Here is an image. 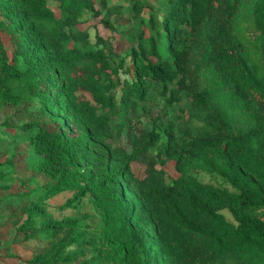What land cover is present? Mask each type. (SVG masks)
Instances as JSON below:
<instances>
[{
	"label": "trees",
	"instance_id": "1",
	"mask_svg": "<svg viewBox=\"0 0 264 264\" xmlns=\"http://www.w3.org/2000/svg\"><path fill=\"white\" fill-rule=\"evenodd\" d=\"M157 1L162 18L151 8L120 55L89 41L81 16L90 0H0V228L13 229L12 243H0L31 244L25 264H264V0ZM131 10L139 3L109 12L125 22ZM127 56L119 104L134 131L130 152L107 140ZM184 92L190 118L179 133L167 105ZM151 95L167 102L147 129L132 115ZM135 161L147 163L145 176ZM168 161L171 182L157 167ZM64 191L72 196L58 209L72 213L57 219L45 199ZM87 197L92 212L82 209Z\"/></svg>",
	"mask_w": 264,
	"mask_h": 264
},
{
	"label": "rangeland",
	"instance_id": "2",
	"mask_svg": "<svg viewBox=\"0 0 264 264\" xmlns=\"http://www.w3.org/2000/svg\"><path fill=\"white\" fill-rule=\"evenodd\" d=\"M93 5V10L88 9L82 12L81 18L89 20L83 22V27L86 28L88 39L93 45H97L98 47H102V43L100 40H106L108 41L114 48V51L116 53H119L120 55H125L126 52L129 50L131 44L128 42V40L124 37L126 32L130 29V27H137V22L144 21L145 23L148 20V17L150 15V9L153 8L154 10L158 9V1L157 0H90ZM133 2H138L139 6L141 8L140 12H136L134 10H131L130 16H132V19L129 21H122L121 18H123L125 15H118V13L113 12L110 13L109 9L116 7L120 4L124 5H132ZM98 12L96 16H94V12ZM158 12V18H162L163 14L161 10H157ZM242 15L245 13V10L242 9L240 12ZM138 14V15H137ZM102 20L109 21V24L113 27H106ZM245 24L242 22V26ZM244 29V28H243ZM246 31V28H245ZM2 41L5 45V48L8 51H11L12 49V43L10 41V35L8 32H2ZM246 38L249 40L250 36L247 35ZM137 41H134V44H136ZM205 40L203 36H200L199 39L191 44L190 48V62L195 65L197 62V59L199 58L200 52H201V45H204ZM120 60L118 56H115V60L113 61V64L116 65V63ZM21 66V65H20ZM130 67L131 64L129 61V57L127 56V59L125 61V64L122 68H120L119 72V78H120V85H117L115 89L112 90V92L115 94L116 99L118 101V111H116L114 114H110V135L108 136V142L111 143V145L120 147L125 149L126 151H131V143H130V134L134 131L129 129L127 127V120L124 116V113L121 109V106L119 104L120 95L122 92V86L123 82L126 79H130L132 72L126 73L123 71L125 68ZM132 70V69H131ZM197 80L195 79L194 83H197ZM187 82L192 83V79L189 77ZM207 81L202 83L200 81V85L207 86ZM79 98H86L90 101H92V96L90 93L86 92L85 90L79 89L76 93ZM185 92L182 93V96L179 100L174 101L172 105H167V108L170 110V118H173L176 122V129L177 132L181 133L184 132L186 129V123L185 121L190 118V112L189 108L186 104L185 100ZM167 101L159 96V95H151L147 98L144 102L140 103L145 105L147 110L139 109L136 110L133 113L134 120L139 121L141 123V126L143 128L149 129L152 120L151 116L154 114H157L160 111V108L163 104H165ZM227 115L231 116V119L234 123V125L238 128L244 129L245 122H241L240 119L236 116L235 113L230 112L228 109L226 111ZM2 116H0V121L2 120ZM31 160L34 162V157H31ZM147 163L144 161H135L131 163V169L134 172L135 175L139 177H143L146 175V169H147ZM158 168H162L165 172V177L167 182H171V180L178 176V173L176 172L174 168V164L171 161L166 162L165 164H158ZM191 173L195 175L200 181L204 183L213 184L215 186L224 187L231 189L229 184L225 182L222 178L209 174L203 170L199 169H193L191 170ZM38 195H34L35 198H37ZM72 196L71 191H64L61 192L55 196H52L50 198L45 199L46 202V210L50 212L53 217L60 219L65 215L71 214V210H59V206L65 203V201ZM83 210L92 212L94 210L93 205L89 201L88 197L83 202ZM222 215L226 218L227 221L231 223H235L233 217L227 210H222ZM12 237H13V229L11 227V224L6 223L2 228H0V240H2L5 243L11 244L12 243ZM0 243V264H25L24 260L31 257V247L30 248H24L21 245L14 244L11 248V250L5 249L6 244Z\"/></svg>",
	"mask_w": 264,
	"mask_h": 264
}]
</instances>
